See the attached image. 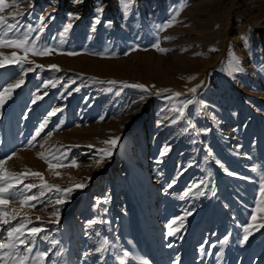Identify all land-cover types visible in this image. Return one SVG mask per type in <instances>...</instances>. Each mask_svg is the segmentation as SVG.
<instances>
[{
    "label": "rangeland",
    "instance_id": "obj_1",
    "mask_svg": "<svg viewBox=\"0 0 264 264\" xmlns=\"http://www.w3.org/2000/svg\"><path fill=\"white\" fill-rule=\"evenodd\" d=\"M181 2L187 6L179 22L157 33ZM97 6L103 13L93 31ZM12 13L19 14L22 28L35 25L41 14L54 16L37 45L57 51L29 55L32 63L23 68L0 69V92L24 80L0 106V160L12 156L7 170L41 172L62 189L86 185L63 205L47 203L60 195L53 191L36 209H25L35 224L41 217L59 241L48 264H119L124 251L126 264H177V258L178 264H264V227H255L261 214L251 220L264 173V0H134L127 17L119 0H21L2 15ZM70 13L80 18L61 37ZM157 40L167 54L155 49ZM16 51L0 49L4 55ZM232 54L242 69L235 74L228 71ZM112 80L122 83L98 82ZM123 83L145 85L150 94ZM175 92L183 95L166 99ZM142 95L146 99L139 102ZM37 96L42 98L33 103ZM193 98L185 118L163 119L175 117L167 112L172 104ZM54 109L63 111L49 116ZM45 120L44 131L33 139ZM176 130L181 139L166 142ZM116 136L111 157L97 165L101 141ZM68 145H80L69 156L80 167L58 169V178L38 154ZM165 146L171 150L161 156ZM24 183L39 184V178L29 176ZM54 208L58 224L49 222ZM93 219L104 223L87 227ZM249 224L251 234L243 242ZM170 230L175 234L169 236ZM104 241L102 256L84 258Z\"/></svg>",
    "mask_w": 264,
    "mask_h": 264
},
{
    "label": "snow or ice",
    "instance_id": "obj_2",
    "mask_svg": "<svg viewBox=\"0 0 264 264\" xmlns=\"http://www.w3.org/2000/svg\"><path fill=\"white\" fill-rule=\"evenodd\" d=\"M21 0H0V49L9 48L16 49V52H13L11 55H4L0 52V69L5 68L9 64L16 65L20 68H23L25 63L31 64L32 61L28 59L29 55L32 56H49L53 54V52L57 51V49L50 46H38L37 41L40 39V35L47 28L48 24L46 21L51 22L55 20V17L50 13L41 14L35 25H21V21L19 19L18 13H12L10 16H4L2 13L5 11L6 7H18ZM83 0H73L74 4H80ZM119 4L122 12L125 17L132 11V6L134 4V0H119ZM186 3L181 2L179 6L174 7L171 10L170 19L158 26L157 33L163 32L168 28L175 26L179 22L178 17L180 12L186 7ZM96 16L93 20V28L95 31V25L100 24L101 16L103 13V8L97 6ZM79 14L70 13L68 16V22L65 24L63 31L61 33V37L66 36L70 29L73 27V20L79 19ZM109 25L111 22H108ZM33 33H36L34 36ZM167 39L172 40V37H168ZM242 39L246 40V37H242ZM62 42V41H61ZM155 49L162 54H167L169 49L161 48L160 43L157 42L154 44ZM215 51V49H212ZM22 52L23 55H19L18 53ZM78 53L69 52L67 55H77ZM37 68H43V65H36ZM52 70L60 71L57 65L49 66ZM240 62L238 57L235 54H232L228 61V71L230 74H235L241 71ZM95 80V78H93ZM194 79V77L189 78ZM99 83H108L111 85H117L118 82L115 80L112 81H98ZM24 83L23 78L18 79L14 84L9 85L8 87L3 89V92H0V106L5 103L7 98H10L11 92L19 88ZM48 84H45V87H48ZM54 86V85H53ZM123 87L128 88H137L140 89L142 93L150 94V89L142 84H127L123 83ZM155 87V86H152ZM76 91H79L77 88ZM165 92H171V89H165ZM190 93L195 94L196 88H190L188 90ZM157 95H161L158 91ZM183 95V93L175 92L171 97H166V99H178ZM41 96H37L33 103L36 100L41 99ZM146 99V96L142 95L139 98V102H143ZM196 103L195 99H187L182 101L179 105L172 104L167 108V112L176 114L175 117H170L165 115L163 119L169 120L171 123H176L178 120L185 118L186 109L189 105ZM201 108H203V104L201 103ZM63 111V109H54L49 116L56 115L57 112ZM48 121L45 120L40 124L39 129L36 131L35 137L41 135L44 131ZM188 127L191 129H196L195 123H191L189 121ZM187 129H185L186 131ZM51 133H49L50 135ZM120 140V137H110L109 139L101 141L105 147L96 149L101 155L99 159L95 161L97 165H102L106 159L110 158L113 150L117 147V144ZM43 148L44 145L42 144ZM73 147H80V145H68L63 146L62 148L50 149L45 152H40L38 154V158L42 159L47 165L48 170L54 172V174L58 178H62L60 176L58 169L62 167L68 168H77L79 169L80 165L76 159H69L70 150ZM86 147L92 149L94 145H86ZM171 149L167 146L161 152V156L166 155ZM12 156L7 157L6 160H0V264H48L49 257L53 255L54 250L59 245V241L51 238L49 234V230L42 226L43 221H41V217H35V221L40 222V224H35L33 217L27 215L25 209H36L40 204L45 203L44 197L50 192H56L60 195L53 202L52 200H48V204L54 203L55 205H63L71 196V193L76 189H83L86 185L83 182L77 183L74 186H70L68 188H60L58 185H52L47 183L44 174L37 171H32L31 169H27L24 172H12L7 170L4 165L7 163V160H11ZM64 161H67L65 163ZM253 171H258V169L253 168ZM228 175H233V173L228 172ZM31 177H38L39 184L37 183H24L26 179ZM22 185V187H21ZM171 186V185H170ZM199 187V185H197ZM33 189H38V191H33ZM202 194V193H200ZM104 203H108V200L103 201ZM12 203H19L21 207L11 208L9 207ZM100 203V201H97ZM255 207L252 209L251 220H257V213H260L261 222L256 224V228L264 227V173L261 174L259 179V198L255 201ZM181 224L183 222V217L179 218ZM60 220V212L59 208H54V210L50 213L49 222L58 224ZM104 223L103 220L93 219L87 222V227H91L96 224ZM173 224L176 223L174 220ZM171 228V225H169ZM253 227L252 224H249L248 227L244 228V235L242 237L243 242H247L250 233V229ZM179 231V229H176ZM175 234V231H169L168 235L172 236ZM96 236L99 235L97 231L95 233ZM106 241L98 244L94 249H89L88 251L83 253L85 259L95 254H100L101 256L106 251L105 245ZM224 243H227V239H225ZM46 244L47 247H43L42 245ZM171 247V245H169ZM55 255L60 257L63 255V250L60 252H56ZM129 257V253L124 251L122 255L119 257V264H126V259ZM58 264V262H56ZM141 264H148L147 261L141 260ZM178 264V258H177Z\"/></svg>",
    "mask_w": 264,
    "mask_h": 264
},
{
    "label": "bare ground",
    "instance_id": "obj_3",
    "mask_svg": "<svg viewBox=\"0 0 264 264\" xmlns=\"http://www.w3.org/2000/svg\"><path fill=\"white\" fill-rule=\"evenodd\" d=\"M177 133H178V130H176L175 133L172 134L173 136L170 135L171 137L166 138V142L169 141V140H173V142H175V141H179V140L181 139V136L179 135V133H178V134H177ZM153 150L155 151V150H156V147H154ZM192 157H194V156H191V158H192ZM182 158H184V156H183ZM191 158H190V159H191ZM190 161H191V160H190ZM190 161H189V162H190Z\"/></svg>",
    "mask_w": 264,
    "mask_h": 264
}]
</instances>
